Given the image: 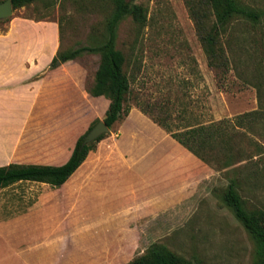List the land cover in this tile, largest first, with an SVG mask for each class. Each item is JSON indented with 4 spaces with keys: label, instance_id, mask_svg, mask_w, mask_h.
Segmentation results:
<instances>
[{
    "label": "rangeland",
    "instance_id": "rangeland-1",
    "mask_svg": "<svg viewBox=\"0 0 264 264\" xmlns=\"http://www.w3.org/2000/svg\"><path fill=\"white\" fill-rule=\"evenodd\" d=\"M132 1L146 9L147 25L141 30L128 18L119 30L118 49L129 59L127 73L135 91L131 110L140 111L137 104L141 103L173 125L180 123V129L258 110L252 127L246 120L243 127L251 139L244 146L252 158L238 162L237 167L248 207L262 206L264 92L260 105L253 84L264 51L260 43L264 23L257 28L235 23L230 30L233 52L228 50L231 70H216L209 66L186 0ZM241 1L256 8L264 2ZM111 12L110 3L97 0H46L14 9L11 17L0 20V85H40L38 95L43 100L32 107L37 111L27 120L14 123L10 144L0 138V166L63 164L78 138L104 119L109 100L92 97L86 90L94 82L98 55L85 54L55 70L49 65L60 50L101 39ZM133 124L126 129V146L135 145L128 136ZM108 145L103 144V151L109 150ZM97 149L86 159L92 167L87 168L86 162L85 170L69 179L65 188L23 182L10 191L14 211L10 226L30 227L32 232L46 229V264H126L152 243L165 244L197 264H253L254 241L222 203L230 177L218 164L207 165L211 174L191 199L146 215L142 209L148 203L130 198L101 200L103 180L109 179L106 174L111 171L114 180L119 166L113 156L109 160L111 154L104 157ZM4 193L0 190V195ZM6 214L0 213L3 224L8 220ZM52 245L54 249H49ZM42 254L36 249L35 256Z\"/></svg>",
    "mask_w": 264,
    "mask_h": 264
},
{
    "label": "trees",
    "instance_id": "trees-1",
    "mask_svg": "<svg viewBox=\"0 0 264 264\" xmlns=\"http://www.w3.org/2000/svg\"><path fill=\"white\" fill-rule=\"evenodd\" d=\"M42 1L46 0H12V3L14 9H17ZM97 1L112 5V12L105 21L101 39H95L91 45L60 50L52 58L49 69L55 70L85 54L98 55L100 63L94 82L86 90L92 97H105L109 100L110 103L102 121L111 130L130 114V98L135 96L131 76L127 73L129 59L122 50L118 49L119 30L128 18L142 30L147 25V11L142 5L132 0ZM186 3L208 57L209 66L216 70L230 71L232 60L228 50L233 52L230 30L238 22L250 23L254 28L262 25L264 2L261 8L247 5L241 0H186ZM261 39V48H264V38L261 37ZM249 56L253 57L251 54ZM258 60L256 83L253 86L257 89L261 105V94L264 92V51ZM137 106L143 114L150 117L205 164L209 166L213 163L218 164L222 170H226L230 178L221 198L222 203L234 214L254 241L253 264H264V204L248 207L247 201L241 195L244 184L239 178L237 167L238 162L252 158L244 146V143L251 139L243 127L244 120L250 123L249 127H252L253 120L258 119V110L238 116L236 119L208 120L187 124L180 129V123L173 125L167 118L154 115L141 103ZM182 112L186 113L185 107ZM181 118L184 120L183 117ZM99 122L91 125L89 131ZM84 137L85 135H82L78 138L71 156L63 164L10 163L0 166V189L20 181L45 183L55 187L63 186L85 162L89 153L107 137V134L101 135L89 144H84ZM126 264L197 263L177 254L165 244L152 243L143 254Z\"/></svg>",
    "mask_w": 264,
    "mask_h": 264
},
{
    "label": "crops",
    "instance_id": "crops-1",
    "mask_svg": "<svg viewBox=\"0 0 264 264\" xmlns=\"http://www.w3.org/2000/svg\"><path fill=\"white\" fill-rule=\"evenodd\" d=\"M8 56L10 55H7V59L10 58ZM39 88L40 85H0V138L9 140L7 144H10V135H13L14 126L17 125L14 123L27 120L31 112L37 111L32 107L43 102L38 95ZM132 118H135L134 121ZM130 122L134 123V127L132 126L128 136L135 141L134 146L123 144ZM104 143L109 144L106 152L102 149ZM99 144L97 153L104 157L111 154L109 160L113 156L119 166L117 170L113 169L116 170L114 180H111V171L106 174L109 179L103 180L101 200L142 201L148 203L142 209L146 215L176 207L191 199L198 192L200 184L211 174L207 164L136 108L118 125L117 131L112 130V135ZM86 162L87 168L92 167L86 160L70 180L85 170ZM111 164H115V161ZM23 182L31 181H20L0 189L6 194V198L4 194L0 195V213H7L8 218L6 224L2 223L5 220H0V264L47 263L46 229L32 232L30 227L10 226V214L14 212L10 206V191ZM68 183L69 181L56 188H65ZM88 185L91 186L90 180ZM94 193L98 194L96 190ZM2 201L6 203L1 204ZM53 245L49 249H54ZM36 249L43 251V254L35 256Z\"/></svg>",
    "mask_w": 264,
    "mask_h": 264
},
{
    "label": "water",
    "instance_id": "water-1",
    "mask_svg": "<svg viewBox=\"0 0 264 264\" xmlns=\"http://www.w3.org/2000/svg\"><path fill=\"white\" fill-rule=\"evenodd\" d=\"M14 7L12 0H5L0 3V20H5L13 15ZM110 128L104 121L97 123L84 137V144H89L103 134H108Z\"/></svg>",
    "mask_w": 264,
    "mask_h": 264
}]
</instances>
